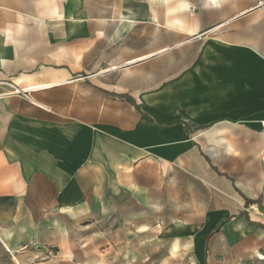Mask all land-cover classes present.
<instances>
[{
    "label": "crops",
    "instance_id": "1",
    "mask_svg": "<svg viewBox=\"0 0 264 264\" xmlns=\"http://www.w3.org/2000/svg\"><path fill=\"white\" fill-rule=\"evenodd\" d=\"M98 3L0 0V264H112L118 234L161 250L164 232L173 253L236 237L264 264V0H198L211 81L186 117L102 89L112 69L80 48Z\"/></svg>",
    "mask_w": 264,
    "mask_h": 264
},
{
    "label": "rangeland",
    "instance_id": "2",
    "mask_svg": "<svg viewBox=\"0 0 264 264\" xmlns=\"http://www.w3.org/2000/svg\"><path fill=\"white\" fill-rule=\"evenodd\" d=\"M182 1L190 7L173 11ZM201 9L198 0H100L89 4L90 14L97 20L85 28L80 48L93 51L102 70L112 69L100 75L102 89L111 85V89L130 92L139 101L145 95L141 105L153 113L186 117L203 109L195 93L211 81L204 58L206 47L211 45L200 38L194 40L188 33L190 17L197 24ZM157 51L161 52L151 58L131 61ZM159 236L164 242L161 250L151 243L149 249H140V235L120 233L118 248L101 251V258L112 259V264H141L147 256L145 264H263L256 250L244 249L236 237L221 245L216 239L219 236H213L210 246L215 249H208L204 258L197 259L193 251L177 249L173 253L172 234Z\"/></svg>",
    "mask_w": 264,
    "mask_h": 264
},
{
    "label": "bare ground",
    "instance_id": "3",
    "mask_svg": "<svg viewBox=\"0 0 264 264\" xmlns=\"http://www.w3.org/2000/svg\"><path fill=\"white\" fill-rule=\"evenodd\" d=\"M189 7H190V4L187 1H182L176 7L173 8V11H181V10L187 9ZM148 57H149V55H148Z\"/></svg>",
    "mask_w": 264,
    "mask_h": 264
},
{
    "label": "built area",
    "instance_id": "4",
    "mask_svg": "<svg viewBox=\"0 0 264 264\" xmlns=\"http://www.w3.org/2000/svg\"><path fill=\"white\" fill-rule=\"evenodd\" d=\"M15 92H20V90L19 89H17V88H15V90H14Z\"/></svg>",
    "mask_w": 264,
    "mask_h": 264
}]
</instances>
